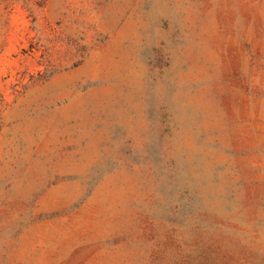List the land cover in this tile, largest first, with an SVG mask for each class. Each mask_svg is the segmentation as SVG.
I'll list each match as a JSON object with an SVG mask.
<instances>
[{
	"label": "rangeland",
	"instance_id": "1",
	"mask_svg": "<svg viewBox=\"0 0 264 264\" xmlns=\"http://www.w3.org/2000/svg\"><path fill=\"white\" fill-rule=\"evenodd\" d=\"M0 264H264V0H0Z\"/></svg>",
	"mask_w": 264,
	"mask_h": 264
}]
</instances>
